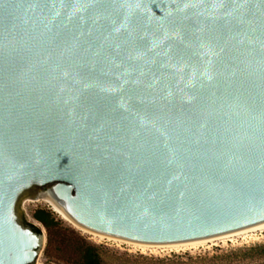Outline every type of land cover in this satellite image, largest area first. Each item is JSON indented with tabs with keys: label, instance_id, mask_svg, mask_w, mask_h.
I'll return each mask as SVG.
<instances>
[{
	"label": "water",
	"instance_id": "1",
	"mask_svg": "<svg viewBox=\"0 0 264 264\" xmlns=\"http://www.w3.org/2000/svg\"><path fill=\"white\" fill-rule=\"evenodd\" d=\"M35 196L141 243L264 226V0H0V264Z\"/></svg>",
	"mask_w": 264,
	"mask_h": 264
},
{
	"label": "rangeland",
	"instance_id": "2",
	"mask_svg": "<svg viewBox=\"0 0 264 264\" xmlns=\"http://www.w3.org/2000/svg\"><path fill=\"white\" fill-rule=\"evenodd\" d=\"M31 198L25 197L21 202L25 221L42 229L47 239V229L33 218L32 213L37 208L48 210L57 221L61 236L79 237L93 245L101 257L100 264H264V230L245 237L237 236L232 240L221 239L213 243H203L196 247H184L178 250L142 248L85 233L63 219L48 203L29 200ZM73 243L67 241L60 244L53 243L45 250V242L36 259V264H82L79 252Z\"/></svg>",
	"mask_w": 264,
	"mask_h": 264
},
{
	"label": "trees",
	"instance_id": "3",
	"mask_svg": "<svg viewBox=\"0 0 264 264\" xmlns=\"http://www.w3.org/2000/svg\"><path fill=\"white\" fill-rule=\"evenodd\" d=\"M33 218L40 222L46 229H47V239H46V245L45 250L51 247L53 243H59L63 241H67L68 243H73L77 251L79 252V257L82 262V264H100L101 263V257L98 254L96 248L93 245H90L86 242H84L79 237H67L62 235L60 231H58L57 228V221L54 220L51 213L43 208H37L32 213ZM36 229L37 231H40V228L33 225V223H29ZM71 236V235H70ZM72 240V241H71Z\"/></svg>",
	"mask_w": 264,
	"mask_h": 264
},
{
	"label": "bare ground",
	"instance_id": "4",
	"mask_svg": "<svg viewBox=\"0 0 264 264\" xmlns=\"http://www.w3.org/2000/svg\"><path fill=\"white\" fill-rule=\"evenodd\" d=\"M29 200H32V201H44V202L48 203L51 206V208L56 213H58L63 219H65L68 222H70L75 228H77V229H79V230H81V231H83L85 233H89L91 235H94L96 237L113 239V240H116V241H121V242H125V243H128V244L136 245V246H139V247H142V248H153V249L154 248H168V249L178 250V249H181V248H184V247H194V246L196 247L199 244H203V243H197V244H154V243H141V242L131 241V240H127V239H122V238H117V237H112V236H108V235L94 233V232H91L88 229H85V228L81 227L80 225L76 224L72 219H70L67 215H65L62 211H60L57 207H55L52 203H50L45 198H43L41 196H35V197H32ZM261 230H264V226H260V227H258L256 229H253V230H251L249 232H246L244 234H241L239 236H244L245 237V236H248V235H253L257 231H261ZM221 239L223 240L225 238L220 237L217 240H221ZM230 240H232V239H230Z\"/></svg>",
	"mask_w": 264,
	"mask_h": 264
}]
</instances>
